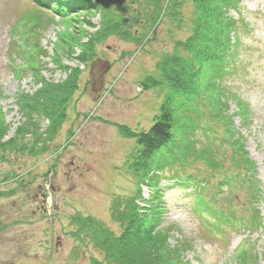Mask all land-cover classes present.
I'll use <instances>...</instances> for the list:
<instances>
[{"label": "rangeland", "instance_id": "obj_1", "mask_svg": "<svg viewBox=\"0 0 264 264\" xmlns=\"http://www.w3.org/2000/svg\"><path fill=\"white\" fill-rule=\"evenodd\" d=\"M141 1L126 0L132 28L111 31L107 25L121 21L113 9L96 5L65 21L33 0H0V264L99 262L92 244L75 236L73 218L117 234L114 202L140 190L152 205L140 184L144 172L130 168L133 135L148 131L173 93L171 66L162 64L188 57L187 40L202 31L195 26L205 10L191 0H161L153 24L140 14ZM236 2L228 10L235 43L227 74L214 96L205 91L196 103L199 127L208 131H196L193 145L212 150L216 166L187 159L153 172L159 229L170 231V247L186 244L187 264H264V0ZM97 59L109 69L95 92ZM73 71L71 95L56 107L48 90ZM240 149L255 168L251 185L240 184L232 166ZM197 190L229 223L197 210Z\"/></svg>", "mask_w": 264, "mask_h": 264}, {"label": "trees", "instance_id": "obj_2", "mask_svg": "<svg viewBox=\"0 0 264 264\" xmlns=\"http://www.w3.org/2000/svg\"><path fill=\"white\" fill-rule=\"evenodd\" d=\"M33 1L65 21L67 18L74 21L72 18L76 14L86 15L90 8L96 7L89 0ZM191 1L205 10L203 14L201 13L203 19L200 18L195 26L200 27L202 31L195 29L194 35L187 40V58L178 59L177 56H173L164 60L162 65L165 68L167 65L171 66L172 74H169L167 79L170 78L169 83L172 82L169 88H173V93L165 95L159 113L148 131L133 135L138 149L130 168L136 174L144 172L145 177L140 184H146L152 205L142 199L140 190H137L133 198L123 203L114 202L111 206V217L120 227L117 234L91 218H73L72 223L76 226L75 236L86 239L102 256L101 261H93V264H187L183 260V253L187 251L186 244L177 242L176 246L170 247L168 245L170 231L159 229L161 217L160 211L156 208L160 204L157 202L160 200L157 197L160 193L159 180L153 172H162L160 170L174 164H184L187 159L216 166L215 162L207 157L213 156L212 150L206 147L198 152L193 145L192 138L195 137L196 131H208L207 128L199 127L200 113L196 103L203 99L205 91H210L214 96L219 90L218 83L223 75L227 74L232 56L230 54L235 43L231 38V35H235V22L228 16V10L237 5L236 0ZM141 2L140 14L154 24L162 12L161 0ZM121 26L120 19L114 26L107 25L108 29L113 28L111 31ZM75 74L74 71L71 72L66 83L48 90L50 91L48 97L56 100V107H60L69 99L75 86ZM203 78L204 83L201 84ZM240 112H243V108L238 106L237 114ZM3 132L0 127V138ZM224 136L228 138L227 133ZM230 145L235 146L232 142ZM231 162L232 166L240 169L236 177L240 184L251 185L255 168L248 160L247 154L240 149L235 152ZM223 183L227 184L226 181ZM256 197L257 193H254L251 201H256ZM195 205L198 211L207 210L212 215L222 218L224 224L229 223V217L224 216L222 211L213 209L211 203L198 190L195 194Z\"/></svg>", "mask_w": 264, "mask_h": 264}, {"label": "water", "instance_id": "obj_3", "mask_svg": "<svg viewBox=\"0 0 264 264\" xmlns=\"http://www.w3.org/2000/svg\"><path fill=\"white\" fill-rule=\"evenodd\" d=\"M102 10L107 11L113 9L121 18V23L127 29H131L135 19L128 15L129 8L126 5V0H89ZM109 69V65L105 60L97 59L91 64V73L94 83L93 91H97L100 87L103 74Z\"/></svg>", "mask_w": 264, "mask_h": 264}]
</instances>
